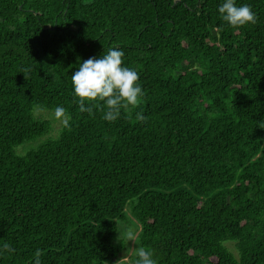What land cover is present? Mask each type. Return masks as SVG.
Masks as SVG:
<instances>
[{
	"label": "trees",
	"instance_id": "1",
	"mask_svg": "<svg viewBox=\"0 0 264 264\" xmlns=\"http://www.w3.org/2000/svg\"><path fill=\"white\" fill-rule=\"evenodd\" d=\"M220 2L0 0V264H133L128 216L156 264H264V0ZM109 47L145 92L115 121L71 85Z\"/></svg>",
	"mask_w": 264,
	"mask_h": 264
},
{
	"label": "clouds",
	"instance_id": "2",
	"mask_svg": "<svg viewBox=\"0 0 264 264\" xmlns=\"http://www.w3.org/2000/svg\"><path fill=\"white\" fill-rule=\"evenodd\" d=\"M217 13L223 21L232 27H241L256 22V14L251 5L236 0H222L217 6ZM123 50L118 47H109L107 51L96 57H89L79 63V67L71 74L72 91L78 99L76 103L80 112H86L92 116V102L103 109L105 121H115L120 116L121 109L128 106H136L140 98L145 95L139 82V73L132 68L123 65ZM90 103L86 104L85 101ZM53 114L59 118L65 128L70 127L71 117L62 105H56ZM137 120H143L142 113H136ZM131 233L126 237L131 238ZM11 251L7 245L4 246ZM31 264H42L40 253L37 250L33 254ZM133 264H156L153 253L149 249L139 247L135 251Z\"/></svg>",
	"mask_w": 264,
	"mask_h": 264
},
{
	"label": "rangeland",
	"instance_id": "3",
	"mask_svg": "<svg viewBox=\"0 0 264 264\" xmlns=\"http://www.w3.org/2000/svg\"><path fill=\"white\" fill-rule=\"evenodd\" d=\"M39 113L42 114L46 119L50 120L52 123V130L49 133V135L50 136L57 135L61 124H63L61 120L59 118L54 117L52 110L46 109L44 111H39ZM30 144L32 143L30 142L29 144L26 145H30ZM137 231H138L137 224L130 216H128L125 220H119L117 234L119 238L125 241V245H126V250L120 254L119 261H126L133 253H135L136 249L138 248L136 244ZM127 233L132 234L131 238L126 237ZM228 245L230 250L235 253L236 251L233 248V246L231 244Z\"/></svg>",
	"mask_w": 264,
	"mask_h": 264
}]
</instances>
